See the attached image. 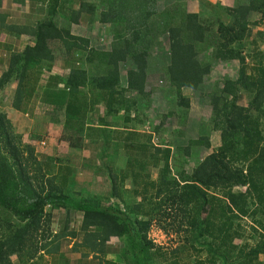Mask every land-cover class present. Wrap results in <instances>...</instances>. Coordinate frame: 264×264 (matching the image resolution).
<instances>
[{
  "label": "trees",
  "instance_id": "obj_1",
  "mask_svg": "<svg viewBox=\"0 0 264 264\" xmlns=\"http://www.w3.org/2000/svg\"><path fill=\"white\" fill-rule=\"evenodd\" d=\"M5 1L27 5L33 17L27 24L8 23L0 13V33L30 42L13 50L0 75V92L16 83L7 105L28 113L39 78L57 62L68 73L48 77L40 103L52 110V121L63 124L74 149L93 155L97 150L94 174H108L110 191L104 197L75 192L72 171L59 165L56 175L52 158L33 159L0 112V264H179L185 254L192 264H264L259 261L264 255V51L257 50L264 32L251 40L252 29L264 24V0L223 6L228 22L212 33L199 14L185 11V2L173 0L163 10L168 62L160 73L174 89L175 110L162 115L139 143L141 134L132 122L140 123L148 106L142 101L148 95L149 52L162 33L151 29L156 0H0V9ZM92 22L107 30L108 48L90 46L88 31L81 32ZM204 50H210L211 63H237V75L203 91L211 110L207 134L217 130L220 145L177 180L170 175L173 142L154 145L151 140L164 120L187 113L190 100L182 90L205 86L212 64L198 60ZM202 142L209 149L208 139L202 136L196 143ZM179 151L189 157V149ZM120 152L127 160L113 171L105 159ZM148 166L157 170L155 179ZM127 179L132 195L142 198L136 208L124 198ZM156 213L165 233L183 234L172 250L156 248L147 238ZM73 216L80 217L78 230L68 228ZM56 219L61 220L58 232L52 229Z\"/></svg>",
  "mask_w": 264,
  "mask_h": 264
},
{
  "label": "rangeland",
  "instance_id": "obj_2",
  "mask_svg": "<svg viewBox=\"0 0 264 264\" xmlns=\"http://www.w3.org/2000/svg\"><path fill=\"white\" fill-rule=\"evenodd\" d=\"M175 1L178 3L185 2L184 7L187 13L199 14V21L201 23L203 22L205 29L211 33L217 29L220 22H228L227 16L224 12H222L221 8L223 6L224 8L232 7L234 3V0H174V2ZM172 2L173 0H156V16L152 17L154 21L151 29L154 35L162 33L157 35V37L153 40V45L149 52V74L145 84V93L148 95L145 98L143 97L144 99L142 101V103L148 104V106L147 108H142L143 114L142 117L139 118L141 122L138 123V121L135 122V120L132 122V128L136 129L135 131L141 134L138 139V143L143 142L145 139L144 136L151 133L154 127L159 126V123L162 120V115L175 110L171 104V98L172 96H175L174 89L169 86V84L164 80L163 74L160 73L164 69L166 62H168V35L163 32V26L164 23L166 24L168 21V16L165 15L163 10L172 5ZM4 3L3 8L0 9V13L5 14L8 23L17 22V24H27L33 21V17L31 12H29L27 5L23 7L14 3H6V1ZM254 18L255 21H258L260 19V15H255ZM155 22L159 25L157 26ZM80 30L81 32L84 30L88 31V33L86 32L85 34L91 38L90 46H97V44H99V47L101 48H108L110 38L105 33L107 30H105L103 26L99 25V23L92 22L87 28ZM3 32L0 33V38H3L7 34ZM261 32H264V24H260L252 29L251 40L256 38ZM28 40V38L25 39L24 43L29 44L30 42ZM251 49H253V47H251ZM257 50L264 51V41L261 43L257 40ZM10 54L11 53L9 52L6 53L4 50H0V61L2 60V65H0V75L6 70L3 66L5 65V62L8 64ZM209 55L210 50H204L198 56L199 61H205L212 64L210 75L205 82V86L198 91H190L187 89L182 90V95L190 100V108L187 113L182 115H173L172 117L167 118L164 120V126L163 129L160 130L159 135L152 136L153 138L151 143L154 145L163 143L169 144L173 142V145H170L172 147L170 175L177 180H179V175L181 173L190 175L192 168H194L197 164L196 160L202 159L204 155L216 150L220 145V133L217 130H212L207 134L206 128L210 123L209 119L211 110L202 97V94H204L203 91L207 89V86L213 84L220 85L224 77L234 78L237 75V63L234 62L232 65L216 64L214 62L211 63L208 60ZM53 66L54 68H52L51 73L45 72L39 78L40 80L37 87V94L29 103L30 111L28 113L25 112L24 114H21L20 112L12 110V108L7 105L8 103H11V92L15 89L16 83H13L7 89L0 92V112L7 115L8 120L13 126L14 134L20 135L18 141L19 144L24 149L26 147L32 151L33 159H36L39 162L43 159L49 160L52 158V165H55L54 171H51L53 174L58 175L60 173L57 170L59 165L61 168H68L72 171L73 181L71 187L75 192L84 191L86 194L104 197L110 191V185L108 174H94L92 165L99 164V161H97L98 157L95 156L97 155V150L93 151L95 152V155H93L92 152L90 153L86 150L78 151L74 149L70 144V141L73 140L63 129V124L52 121V115L50 114L52 110L50 108L46 109L40 103L39 96L43 90L42 88L45 87L48 81V77L51 75L64 76L68 73L65 70L59 69L60 65L57 64V62H55ZM126 70V67L122 68L121 72L123 75ZM60 87L61 86H58V89ZM127 97H129V95H127ZM137 98L140 97L138 96ZM176 116H180V119L177 120ZM201 123H203V127ZM129 128L131 127L129 126ZM202 131H204V133L201 134ZM202 136L208 139L209 149L206 148L204 142L197 145L198 143L196 142L200 141ZM182 148L189 149V157H186L184 152L179 151L178 154V149ZM119 154L120 155L116 159L111 161H109L110 159L108 157L105 159V161L112 167L113 171H116V169H123L127 160L125 153L120 152ZM128 157L131 158V155ZM23 158L28 160L29 156L24 153ZM136 158L142 159L139 153L136 154ZM31 170L29 171L31 172ZM148 172L151 175L150 179H155L157 176V170L148 166ZM132 189L133 186L131 185L130 180L127 179L122 187V191L125 192L122 193L124 194V198L132 204V207L136 208V205L142 201V198L134 197L131 193ZM239 189L241 191L245 190L244 188ZM111 202L113 203L114 200ZM105 205H107L106 201ZM148 207L149 206H147V204H144L145 209ZM162 211L167 210L164 209ZM1 214L2 213L0 212V215ZM3 214L6 215L5 213ZM160 216L161 214L156 213V216L152 221V225L150 226L147 238L156 248H160L163 251H169L181 243L183 234L178 237V234L175 231L172 232L168 229L169 233H165L162 228L166 227V225L164 222H159L161 220L158 219ZM60 219L63 220L64 215H62V217L60 216ZM61 220H57L54 224H52V229H54L53 231H59L58 223ZM72 220L76 221L74 223V227L70 225L68 228L78 230L80 217L74 216ZM245 222L250 223V220L247 219ZM73 244L74 241H71L69 246H72ZM76 258H79V255H76ZM12 260L14 262L16 261L14 258ZM193 261V258L189 259V256L185 254L181 256L179 264H192ZM259 261L264 262V255L259 257ZM71 263H73V261Z\"/></svg>",
  "mask_w": 264,
  "mask_h": 264
},
{
  "label": "crops",
  "instance_id": "obj_3",
  "mask_svg": "<svg viewBox=\"0 0 264 264\" xmlns=\"http://www.w3.org/2000/svg\"><path fill=\"white\" fill-rule=\"evenodd\" d=\"M23 42H19L17 43L13 38H6L5 36L3 38H0V50H4V52H9V53H12L14 49H17V51H20L22 50L23 46L27 45ZM5 54V53H4ZM0 59H1V55H0ZM2 61V60H1ZM0 61V65H2V62ZM6 66H7V62H5V65L3 66L4 69H6ZM54 68V66L52 67ZM3 69V68H1ZM66 75V74H65ZM26 116V115H24ZM62 215H64L63 213H59V216L62 217ZM58 215L55 216V218H57ZM74 217V216H73ZM76 221L75 220H72L71 223H69L68 226H73L74 227V223Z\"/></svg>",
  "mask_w": 264,
  "mask_h": 264
}]
</instances>
